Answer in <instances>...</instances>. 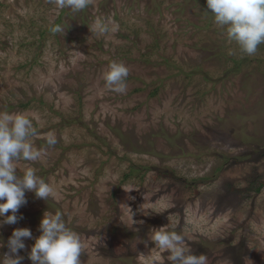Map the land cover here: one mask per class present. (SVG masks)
Returning a JSON list of instances; mask_svg holds the SVG:
<instances>
[{"label":"rangeland","instance_id":"obj_1","mask_svg":"<svg viewBox=\"0 0 264 264\" xmlns=\"http://www.w3.org/2000/svg\"><path fill=\"white\" fill-rule=\"evenodd\" d=\"M210 11L206 0H90L75 13L0 0V114L30 117L41 152L14 164L53 188L47 201L26 191L22 218L0 227V264L19 227L32 264L45 211L79 235L81 264H171L157 230L205 264H264V44L242 53ZM113 62L129 69L123 94L103 78Z\"/></svg>","mask_w":264,"mask_h":264},{"label":"clouds","instance_id":"obj_2","mask_svg":"<svg viewBox=\"0 0 264 264\" xmlns=\"http://www.w3.org/2000/svg\"><path fill=\"white\" fill-rule=\"evenodd\" d=\"M59 9L72 12L84 10L90 0H50ZM207 8L214 14V22L225 29L228 40L234 42L240 51L249 56L264 44V0H206ZM98 35L109 31L104 22H96L93 29ZM53 33L64 32L61 27L50 29ZM129 69L113 62L104 73L107 88L118 94L126 92ZM37 129L30 117L24 114H0V227L16 224L22 217L17 213L27 203L26 191L47 201L53 194L49 183L40 178L34 169L27 168L23 175L17 174L14 161H36L41 152L33 147L29 138L36 136ZM49 147L57 143L54 134L46 137ZM41 234L35 238L28 253L32 264H81L83 246L79 235L66 226L61 212L47 214L40 221ZM32 238L27 227L15 228L7 241L9 252L2 264H22L20 252L25 249V240ZM150 240L155 246L169 253L171 264H205L204 255L190 253L184 236L167 230L154 231Z\"/></svg>","mask_w":264,"mask_h":264},{"label":"trees","instance_id":"obj_3","mask_svg":"<svg viewBox=\"0 0 264 264\" xmlns=\"http://www.w3.org/2000/svg\"><path fill=\"white\" fill-rule=\"evenodd\" d=\"M263 186H264V181L260 182V185L256 188L257 192H259Z\"/></svg>","mask_w":264,"mask_h":264}]
</instances>
